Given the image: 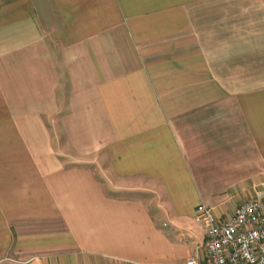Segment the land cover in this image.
Listing matches in <instances>:
<instances>
[{
	"label": "crops",
	"instance_id": "crops-1",
	"mask_svg": "<svg viewBox=\"0 0 264 264\" xmlns=\"http://www.w3.org/2000/svg\"><path fill=\"white\" fill-rule=\"evenodd\" d=\"M264 194V0H0V264L206 260Z\"/></svg>",
	"mask_w": 264,
	"mask_h": 264
},
{
	"label": "built area",
	"instance_id": "built-area-1",
	"mask_svg": "<svg viewBox=\"0 0 264 264\" xmlns=\"http://www.w3.org/2000/svg\"><path fill=\"white\" fill-rule=\"evenodd\" d=\"M194 220L205 231L206 260L195 255L185 264H264V194L242 201L222 222L201 203Z\"/></svg>",
	"mask_w": 264,
	"mask_h": 264
}]
</instances>
